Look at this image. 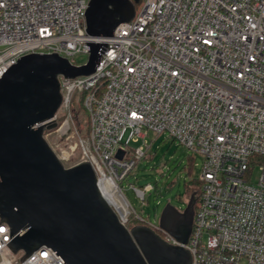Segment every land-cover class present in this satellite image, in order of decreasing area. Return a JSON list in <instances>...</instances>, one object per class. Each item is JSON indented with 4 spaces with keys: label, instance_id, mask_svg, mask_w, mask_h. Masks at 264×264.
Listing matches in <instances>:
<instances>
[{
    "label": "built area",
    "instance_id": "built-area-1",
    "mask_svg": "<svg viewBox=\"0 0 264 264\" xmlns=\"http://www.w3.org/2000/svg\"><path fill=\"white\" fill-rule=\"evenodd\" d=\"M89 1L0 0V78L29 54L54 52L83 66L75 59L90 54V43L103 44L94 74L59 77L62 104L50 131L59 160L78 152L72 167L92 166L122 224L138 221L179 245L133 208L122 187L150 148L132 144L149 130L168 134L204 159L183 246L192 264H264V0H145L132 21L94 39L86 32ZM78 104L87 137L76 123ZM130 187L143 203L154 190ZM0 229V264H65L47 247L21 262L25 253L7 246L10 228L1 219Z\"/></svg>",
    "mask_w": 264,
    "mask_h": 264
},
{
    "label": "water",
    "instance_id": "water-1",
    "mask_svg": "<svg viewBox=\"0 0 264 264\" xmlns=\"http://www.w3.org/2000/svg\"><path fill=\"white\" fill-rule=\"evenodd\" d=\"M138 1L90 0L87 35L111 37L134 19ZM89 47L83 66L54 52L29 54L0 78V219L10 228L7 246L25 253L21 262L47 247L65 264H192L183 246L192 234L196 194L183 212L167 205L161 214L159 228L179 245L145 225L128 229L101 194L92 166L84 161L66 168L44 137L57 128L59 77L95 73L105 46Z\"/></svg>",
    "mask_w": 264,
    "mask_h": 264
},
{
    "label": "rangeland",
    "instance_id": "rangeland-1",
    "mask_svg": "<svg viewBox=\"0 0 264 264\" xmlns=\"http://www.w3.org/2000/svg\"><path fill=\"white\" fill-rule=\"evenodd\" d=\"M88 60L89 55L86 54L80 55L75 59L77 64L87 63ZM77 118L79 125L76 123L81 135L87 137L89 131L87 116L81 114ZM45 139L51 147H56L59 142L56 134L50 132L45 133ZM146 144L150 147L147 156L139 162L131 176L122 182V187L133 208L141 213L149 223L158 225L161 214L167 205L175 207L180 212L185 210L191 195L199 189L196 184L202 176L204 159L201 155L180 146L168 134L157 138L156 133L149 130L146 139H140L138 143L132 144V147L144 146L145 148ZM79 159L80 156L77 152L70 162L65 163L64 166L70 168ZM259 177L260 171L256 168L252 174L253 183ZM131 185L143 189L147 186H152L154 190L146 195V201L143 203L136 197L130 187ZM188 185L192 186V193H188ZM132 224V228L141 225L140 222L137 224L132 222Z\"/></svg>",
    "mask_w": 264,
    "mask_h": 264
},
{
    "label": "trees",
    "instance_id": "trees-1",
    "mask_svg": "<svg viewBox=\"0 0 264 264\" xmlns=\"http://www.w3.org/2000/svg\"><path fill=\"white\" fill-rule=\"evenodd\" d=\"M143 1L144 0H139L137 3H135L136 10L141 6ZM74 111H75V116H76L77 123L79 122L77 116L79 117L81 114H85L87 116V114L83 111V108H82L81 104H78L75 107ZM87 118H88V116H87ZM78 125H79V123H78ZM88 130H89V122H88ZM196 185H197V187H199V189H197L195 192H193V194H196L197 200H199V198H200L199 190H200V187H201V183L198 181ZM191 187H192L191 185L187 186L188 193H192ZM133 222L136 223V224L138 223V221H133Z\"/></svg>",
    "mask_w": 264,
    "mask_h": 264
},
{
    "label": "bare ground",
    "instance_id": "bare-ground-1",
    "mask_svg": "<svg viewBox=\"0 0 264 264\" xmlns=\"http://www.w3.org/2000/svg\"><path fill=\"white\" fill-rule=\"evenodd\" d=\"M102 193H103V196H104V198L109 202L110 201V198H109V196H107L105 193H104V191L102 190Z\"/></svg>",
    "mask_w": 264,
    "mask_h": 264
},
{
    "label": "snow or ice",
    "instance_id": "snow-or-ice-1",
    "mask_svg": "<svg viewBox=\"0 0 264 264\" xmlns=\"http://www.w3.org/2000/svg\"><path fill=\"white\" fill-rule=\"evenodd\" d=\"M0 231H3V229H0Z\"/></svg>",
    "mask_w": 264,
    "mask_h": 264
}]
</instances>
